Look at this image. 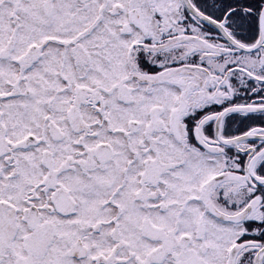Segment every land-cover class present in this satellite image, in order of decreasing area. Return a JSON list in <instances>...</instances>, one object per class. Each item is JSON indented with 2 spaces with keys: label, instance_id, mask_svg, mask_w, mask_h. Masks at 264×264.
<instances>
[{
  "label": "snow or ice",
  "instance_id": "1",
  "mask_svg": "<svg viewBox=\"0 0 264 264\" xmlns=\"http://www.w3.org/2000/svg\"><path fill=\"white\" fill-rule=\"evenodd\" d=\"M0 264H264V0H0Z\"/></svg>",
  "mask_w": 264,
  "mask_h": 264
}]
</instances>
